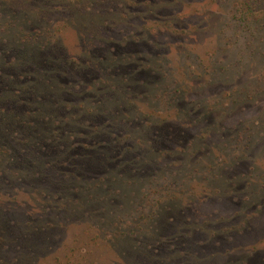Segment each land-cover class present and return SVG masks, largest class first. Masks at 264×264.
<instances>
[{"label":"rangeland","instance_id":"1","mask_svg":"<svg viewBox=\"0 0 264 264\" xmlns=\"http://www.w3.org/2000/svg\"><path fill=\"white\" fill-rule=\"evenodd\" d=\"M0 264H264V0H0Z\"/></svg>","mask_w":264,"mask_h":264}]
</instances>
